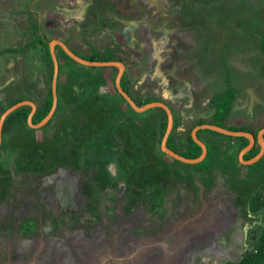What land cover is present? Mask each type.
<instances>
[{
    "label": "rangeland",
    "instance_id": "rangeland-1",
    "mask_svg": "<svg viewBox=\"0 0 264 264\" xmlns=\"http://www.w3.org/2000/svg\"><path fill=\"white\" fill-rule=\"evenodd\" d=\"M3 1L7 4L0 3V104H7L16 98H21L30 100L35 107H39L51 87L52 74H49V64L45 58L43 46L38 42H33L35 33L44 34L47 42H51V38H56L57 34L62 33L61 36L65 41L71 43L67 45L71 50L79 54L90 53L89 48H86L87 46L83 48L80 42L85 41L83 30L77 31L81 39L79 43L71 42V36L68 37L70 31L67 33L65 30L67 18L71 21L78 20L74 18L76 16L73 14L77 13L72 12L73 6H76V9L84 5L95 8L96 5H103L109 0H95L93 3H88L89 0ZM118 1L119 3L112 4V6L122 15L134 14L135 11L132 9L140 6L138 14L140 21V17L145 13L143 9H149L148 12L156 19L157 16H161L158 12L166 10L168 6H164L162 0H159L155 6L152 4L157 0H134V5L128 4L130 0ZM169 2L175 6L174 10L179 5L181 7V12L177 11L179 13L176 16L177 21L170 19L175 25L177 24L176 27H182L185 23L192 24V13L197 12L195 18L201 20L197 25L200 24L204 34L212 38H215L216 34L213 36L205 28L214 31L213 26L217 25L209 21L213 13L221 10L214 5L224 2L228 5L236 3V6L241 4L246 8L251 7V10L239 11V14L234 13L239 16L242 26L246 29L244 32H238L239 30L236 33L233 32L236 40H248L250 43L239 42L235 47V49L249 47L244 53L245 58L233 50L222 52V54L211 52L216 49L209 42L210 46L201 47L198 51V59L208 73L211 69L226 76L234 73L236 78H232L233 81L240 80L247 75V69L250 66L254 71H258L259 64L264 58L258 61L253 56L259 49L257 33L261 32L264 35L263 6L253 16L252 10L259 8L264 0H169ZM230 12L232 11L228 9L229 14ZM96 19L92 22L95 23ZM247 21L249 25L246 24ZM35 24L37 30L34 28ZM214 28L217 30L216 27ZM88 32L86 31V34ZM125 32L123 30V33ZM191 33L190 29L186 32L188 39L192 37ZM195 33L197 36L196 28ZM219 36V41L229 38L228 33L223 35L220 32ZM106 43L109 44L108 41ZM113 43L116 47H121V43H125V38L123 40V37H114ZM112 49L115 52L117 50V48L114 50V47ZM60 51L63 49L60 48ZM59 57L66 59L61 55ZM221 58L226 61V64L217 62V60L221 61ZM64 61L65 63L60 65V73L55 78V88L59 92V104L55 107L50 119L39 128L27 122L26 125H14L5 132L3 139L5 142L2 144V141L0 144V201L4 200L7 204L20 200L19 195L22 196L27 182L23 173L35 170L31 173L36 175L42 167L46 169L50 168L53 163L64 162L81 176L79 193L76 196L78 208L75 213L62 212L54 205L53 198L48 199V207L42 215L43 223L45 222L43 229L46 228L47 223L51 230L58 233H64L65 229L88 228L100 223L98 219L102 217L98 215L104 216L103 213L111 224L118 220L116 211L119 209L124 212L137 210L141 214V221L145 224L142 229L155 233L163 221L187 222L185 226H191L192 224L188 222H191L199 213V209L207 204V194L214 189L216 191L213 196L214 203L226 201L225 207L228 208V205H231L232 207H229L234 209L235 220L237 222L240 220L243 240L237 244L236 248H229L227 252L221 248L224 243L216 248V241H213L211 246L214 250L197 253L190 262H188L186 253L179 254L178 263L223 264L226 261H236L245 252L251 250L253 244L249 236L264 226V206L256 212L249 210L256 193H260L264 198V151L259 161H256L258 163L256 166L249 165L238 157L240 148L235 136L228 137V144L222 143L223 138L220 141L218 137L212 140L215 142V145L211 144L213 152L210 149L212 154L207 158L202 170L190 163L176 160L160 149L161 139L157 132L159 127H155L154 118L147 117L152 113L139 116L135 110L132 112L129 108L127 109L125 104L122 109L119 105L118 100L121 98L118 94L106 96L105 101L103 98L105 95L99 92L107 87V82L104 81V86V78L99 70L93 66L84 68L70 59ZM222 75L217 76L218 80L222 81ZM245 79L246 82L241 80L238 83L241 89L250 84L249 77ZM110 88L112 90L111 81ZM257 91L253 88L248 90L246 98L252 100V96L256 95ZM240 93L244 94L243 90ZM259 99L262 100V97ZM251 105V101L246 100L242 110L255 113L251 116L252 119L248 118L247 123L253 130L255 129L256 133L264 127V105L261 107L259 105V108L256 105H252L251 108ZM171 110L175 111L173 108ZM228 120L227 117L223 119L224 122ZM186 135L185 128L178 132L176 139L185 140ZM199 136L204 139L202 133H199ZM208 138L209 135L206 136V140ZM27 139H30L29 142ZM174 143L182 145L180 141ZM100 144L105 152L100 148ZM207 146H210L209 142ZM110 161L117 166L119 175L115 178L109 175L113 174V164L108 168L110 173L106 174L105 165ZM180 191L185 192L188 198L182 203L183 205H180L183 200ZM86 196L87 199H85ZM31 214L34 215V212L27 213L32 216ZM30 218H33L30 222L26 219H21L16 223L11 220L9 227L0 223V234L9 235L16 228V224H21L20 230L23 235H36L37 233H34L36 219L35 217ZM37 222H40V218ZM228 224L232 225L233 222L229 221ZM226 229L225 227L223 233ZM201 233L197 232L196 235ZM195 238L193 234L192 239ZM45 249L43 251H46ZM61 249L58 245L54 251H58V255L61 256L63 254ZM25 251L26 254L27 251ZM62 259L59 258V261L62 262ZM11 260V257L3 259L0 253V264H15L11 263ZM66 262H71V258L67 257Z\"/></svg>",
    "mask_w": 264,
    "mask_h": 264
},
{
    "label": "crops",
    "instance_id": "crops-1",
    "mask_svg": "<svg viewBox=\"0 0 264 264\" xmlns=\"http://www.w3.org/2000/svg\"><path fill=\"white\" fill-rule=\"evenodd\" d=\"M94 1L95 0H89L88 3H93ZM158 1L159 0L152 5L155 6L158 4ZM3 2L7 4L6 1H0L1 4H3ZM162 2L164 6H168L164 11L158 10L159 15L161 16H157V18L154 19L148 12L149 9H143L145 13L140 17L141 21L138 15L140 13V6L132 9V11H135L134 14L122 15L120 11L112 6V4L119 3L118 0H109L103 5H96L95 8L94 6L84 5L80 9H76L77 7L73 6L72 12L76 11L77 13L73 14L76 16L74 18L78 20L71 21L70 18H67L68 22L65 27L67 33L70 31L68 37L71 36V42L79 43L80 36L77 34V31L79 29L83 30V37L86 41V43L85 41H81L83 48L84 46H87L86 48H89L90 52L92 48L98 50L102 48L107 49L112 52L114 59L119 58L122 64V67L112 64L107 65L102 69V75L106 79L107 87L104 88V90L101 89L99 93L105 95L103 97L105 101L106 96L119 94L114 93L115 91L111 90L110 81H112L111 78L113 75L117 77V75L120 74V76H122L121 82L123 88L135 104L140 106L150 103L156 104L149 105L145 110L135 111L137 112V115L142 116L145 113H152V115L147 117L154 118L155 127L158 128L159 123L163 122V119L167 117L164 107L168 108L171 112L173 123V129L170 135H172L175 142L180 141L181 143L182 140L179 138L176 139V136L178 135V132L183 131L185 128L187 133L189 129L191 133L194 127L199 125L200 121L204 124H215L213 116L214 111L211 108L209 100L214 94L224 90L227 87V82H230L235 90L234 98L231 103V108L226 116L229 120L226 122L223 121V128L228 131H233L234 128L243 127L246 131L253 134L255 129L253 130V128L248 125L247 121L248 118L252 119L251 116L255 115V113H250L251 111L247 113L242 109H244V102L246 100H250L252 105H256L257 108H259V105L260 107L264 105V74H262L259 69L261 64H259L260 67L257 69L260 74L257 73V71H254L252 69L253 67L250 66L247 69V75H244L237 81L232 80V78H236L234 73L233 75L226 76L225 74L222 75L221 73L214 72L212 69L208 73V70L201 68L199 64L198 51L203 47L204 43L201 38L196 36L193 24L185 23L182 27H176L177 24L175 25L170 19L177 21L176 16L179 14L177 11L181 12L180 5L174 10L173 8L175 6L170 4L169 0H162ZM128 4L134 5V0L128 1ZM95 18L97 19L94 23L92 20ZM189 29L192 31V37L188 39L186 37V32ZM123 30L126 32L123 33ZM86 31H89L87 33L89 36H87ZM61 35L62 33L57 34L56 38H51V41L54 42L53 51L56 54L59 69L60 65L64 64L65 61L59 57L60 55L57 56L59 54V48H62L57 41L62 42L65 45H69L68 43H70L66 42ZM113 36L115 38L123 37V40L125 38V43H121V47L118 45V47H116L113 43ZM41 37L46 40V36L42 33ZM91 40L94 41L91 42ZM106 41H108L110 45L107 44ZM245 41L247 44H250L248 40H240V42ZM48 43H50V41H48ZM112 47H114V50L117 48L116 52L113 51ZM248 48L249 47L244 46L243 49L239 48L233 51L236 54H241L245 58L244 53H246ZM211 52L214 51L212 50ZM76 53L83 58L88 57L87 55L89 54L87 52L79 54L77 51ZM79 65L82 67L84 66V68L89 67V65L82 63H79ZM94 68L100 70L99 67ZM254 68L256 67L254 66ZM249 69H252L253 72ZM205 74H209L207 75L209 77ZM218 75L223 76L222 81L218 80ZM246 77H249L250 84L247 86L244 84L246 87L241 89L238 87V83L241 82V80L246 82ZM257 83L259 84L256 88ZM222 84L223 87H221ZM252 88L258 91L256 92V95L252 96L251 100L246 98V95L249 93L248 90H251ZM84 89L86 90L87 88L84 86ZM241 90H243L244 94L240 93ZM119 96L121 100L118 101L121 108L123 109V104H125L127 109H131L124 97H122V95ZM259 97H262V100H260L261 98L259 99ZM171 108L175 109V111L173 112ZM240 122L244 124H237ZM248 128L250 130H248ZM196 132L198 136L199 133L204 135V139L200 136L198 138L206 147L207 142H209L210 146L213 144L215 145V142H212V140L217 139L218 137L220 138V141L223 138L222 143H229L228 137L225 136L227 135L226 133L218 132V134H211L204 128H200ZM207 135H209L208 140H206ZM240 136L243 135H238L236 137ZM4 138L5 133L2 135V141ZM27 140L29 142L30 139ZM4 142L5 141H3L2 144ZM24 142L26 143V140H24ZM176 145L180 146V144ZM24 155H27V153H24Z\"/></svg>",
    "mask_w": 264,
    "mask_h": 264
},
{
    "label": "flooded vegetation",
    "instance_id": "flooded-vegetation-1",
    "mask_svg": "<svg viewBox=\"0 0 264 264\" xmlns=\"http://www.w3.org/2000/svg\"><path fill=\"white\" fill-rule=\"evenodd\" d=\"M93 50H96L99 53L98 57H100L103 52L108 51L103 48L100 50L92 48L91 52L87 55L88 57L93 55ZM71 51L78 55L76 51ZM109 61L121 62L120 60L112 59L101 60L100 62ZM89 66L99 67V72L102 75V69L107 65ZM111 80L112 90L115 91L114 93H119L118 95H121L115 85V75L112 76ZM121 80L122 76H120L119 84L124 90ZM104 81L106 83L105 78L103 80V84ZM56 95L58 105V90L56 91ZM37 108L38 107H36V109ZM131 111L133 112V109ZM227 135L230 137L234 136L229 134ZM161 138L162 137H160V139ZM238 138L239 137L235 136V139L238 140ZM100 148L103 152H105L102 145ZM250 149L251 148H249L244 154H246ZM110 162L105 165L106 174L110 173L108 172V168H110V165L113 164V174L110 173L109 175L115 178L116 175H119L117 166L115 163ZM32 171L34 172L35 170ZM31 172L25 174L23 173L27 182L26 187L23 188L22 196L19 195L20 200L7 204L4 200L0 201V223L3 225L9 227L8 225L12 223L11 220L16 223L21 219H26L27 222H30L31 219H33L30 217H35L36 219V230H34V233H37L36 235H23L20 230L21 224H16V228L9 233V235L0 234V253L3 259H9V257H11V263L89 264L93 261L92 264H100V259L104 256H118L124 253H132L137 248L141 247V249L150 250L153 255L158 254L159 256L163 255L164 257L167 253L171 252L172 262L179 264L177 261V256L179 254L186 253L188 262H190L195 254L203 252L204 250H214L211 246L213 241H216V248L221 247L220 244L224 243V246L221 248L225 249L227 252L229 248H236L237 244L243 240L241 225L239 222L240 220L238 222L235 220L234 209L230 208L232 207L231 205H228V208H226V201L214 203L213 196L216 193L214 189H211V191L207 194V204L199 209V213L196 214L195 218L191 220V222H188V224H192L189 227L185 226L187 225V222H171L169 220L163 221L161 227H159L155 233H150L146 231V229H142L145 224L141 221V214L138 213L137 210L124 212L118 209V211H116L118 213V220L111 224H109L107 217H105V214L103 213L104 216L98 215L102 217L98 219L100 223L96 225L93 224L88 228L78 230L65 229L64 233H58L51 230L50 225L47 223L45 226L46 228L43 229L45 222L43 223L42 215L48 207V199H54V205L59 209V211L67 213H75L77 211L78 202L76 196L79 193L81 176L70 169L69 166L65 165L64 162L53 163L50 168L47 167L46 169L42 167L39 172H36V175H32L33 173ZM73 176L76 177L74 179L76 190L74 191V198L70 205L72 208L70 207L71 210H69L70 208L68 206L66 207L63 205L61 207L59 203L62 201L63 204H65V202L69 199L70 194L68 193L67 197L61 196V198H57L56 186L59 184L58 181H64L68 186L72 182L71 178ZM180 192L183 195V200L180 202V205H183L182 203H184L185 200H188V198L185 192ZM85 199H87V196ZM209 200L211 205L209 204ZM30 211H33L34 215H27ZM38 218H40V222H37ZM229 221H232L233 224H228ZM225 227L227 229L223 233ZM197 232L202 233L200 235H196ZM193 234L196 236L194 240L192 239ZM58 245L61 246V250L63 251L61 256L58 255L59 253L54 251ZM44 248H46V251H43ZM67 257L71 258V262H66ZM59 258L64 259L60 262ZM113 261V259L106 260L103 264H113Z\"/></svg>",
    "mask_w": 264,
    "mask_h": 264
},
{
    "label": "trees",
    "instance_id": "trees-1",
    "mask_svg": "<svg viewBox=\"0 0 264 264\" xmlns=\"http://www.w3.org/2000/svg\"><path fill=\"white\" fill-rule=\"evenodd\" d=\"M221 4H223V6H221ZM235 4L236 3H233L232 5H230V4L228 5L224 2H222V3L220 2L219 5H214V7H218L221 10L218 13H213L214 15L211 16V20H209V21L211 23L214 22V24L217 23V25L213 26L214 31L211 30L210 28H205V29H207L208 32H210V34H212L213 36H214V34H216L215 38L208 37L209 35L204 34V32L200 28V24L197 25L198 22L201 21V20H197L195 18L196 17L195 15L197 14V12L192 13V17H193L192 24H193L194 28H196L197 36H198V38H201L203 41H205V42H203L204 43L203 47L206 48L207 46H210L209 42H211V45L216 49V50H214V52H225L226 53L227 51L236 50L235 47L240 42V40L239 41L236 40V36L234 35V33L237 32V29L239 30L238 32L246 31V29H245V27L242 26V23L240 22L239 16H236L234 13L239 14V11H244V10L248 11L249 9L251 10V7L246 8V7H243L241 4L237 3L238 4L237 6ZM261 7H262V14L264 15V3H263L256 10H252L253 11L252 16L255 14V12L258 13V10ZM225 9H227V11ZM228 9L232 11V12H230V14L228 13ZM248 21L246 22V24L249 25ZM214 27H216L217 30ZM34 28H36V30H37L36 24H35ZM235 28H237V29H235ZM260 31H263V30H260ZM220 32L223 33V35L228 33L229 38L226 39L225 41H223V39L221 41H219V39H220L219 33ZM257 36H259V49H257L258 50L257 54H261V55H255L254 58H256L258 61L259 60L261 61V59L264 58V35L261 34V32H258ZM212 39L214 40V43H213ZM33 42H38L43 46L44 55H45V58L49 64V74L51 75L53 68H52V61H51V57L49 54L47 41L45 39H43L40 34L35 33V37L33 39ZM218 42H221L220 44H222V45L218 44ZM31 44H33V43L31 42ZM222 46H224V48ZM223 49H224V51H223ZM92 53H93V55L91 54L92 56L84 57V59L98 60V61L110 60V59L120 60L119 58L114 59V56H113L112 52H110V51L103 52L100 57H98L99 53L96 50H93ZM59 54L68 60L70 59L69 56L64 53V51H60V48H59ZM216 55H214V57ZM217 62H220L222 64H226V61H224L222 58H221V61L217 60ZM199 64H200L201 68H205V67H203V64L200 61H199ZM260 64H261L260 65L261 67L259 66L260 67L259 69L261 70V73L264 74V59ZM250 71H252V69H250ZM257 73L260 74L259 71H257ZM205 75L207 76L209 74H205ZM207 77H209V76H207ZM226 81H227V79H226ZM234 91L235 90H234L233 86L230 84V82H227V87L224 90H222L221 92L214 94L209 100V102L211 104V108L214 111L213 116H214L215 124L217 126L223 127L222 121L227 116V114L231 108V103H232V100L234 98ZM20 100H22V99L16 98V99L12 100L11 102H8L7 104H0V114L7 107H9L10 105H12V104H14ZM51 104H52V95H51V90L49 88L46 95L44 96V100L42 102V105L39 106L36 109V111L34 112V114L32 115V119H31L32 123H37L38 121H40L48 113V111L51 107ZM30 110H31L30 106L23 105V106L16 108L15 110H13L11 113H9L3 121L2 134L5 133L6 131H8V129H10L14 125H23V124L26 125L27 115L29 114ZM166 120L167 119L165 117L163 119V122L159 123V128H158L159 137H162V135L164 134V131L166 129ZM202 123L203 122L200 121V124H202ZM243 130H245V128L239 127V128H234L233 131H243ZM206 131L210 132L211 134H218V132H216L214 130L206 129ZM253 134H255V131L253 132ZM225 136L230 137L228 135H225ZM238 140H239V147L245 146L248 142L247 138L243 137V136H240L238 138ZM174 142L175 141H174L172 135H169L167 137V141H166L167 147L173 149L175 152H177L178 154H180L183 157L196 158L201 153L200 146L189 135L187 136V138L185 140H182V142H181L182 145H180V146H177ZM210 149H211V151L213 150L212 146H207V153H206L205 157L200 162L193 164L194 167L202 170V167L204 165H206L207 158H209L212 154ZM258 150H259V147H258V145L255 144L244 155L243 158L244 159L251 158L252 156H254L258 152ZM257 162H254V163L249 164V165H255L256 166L258 164ZM261 206H264V198L261 197L260 193H256L254 195L253 202H251V204L249 206V210L251 212H256L257 210H259L261 208ZM249 239L252 240V244H253V247L251 250L245 252L238 260L226 261L223 264H264V226L261 229H259L258 231H256L255 233H253L252 236H249Z\"/></svg>",
    "mask_w": 264,
    "mask_h": 264
},
{
    "label": "water",
    "instance_id": "water-1",
    "mask_svg": "<svg viewBox=\"0 0 264 264\" xmlns=\"http://www.w3.org/2000/svg\"><path fill=\"white\" fill-rule=\"evenodd\" d=\"M56 41V40H54ZM53 42V41H51ZM50 43H48V48H49V52H50V57L53 63V71H52V83H51V91H52V104L51 107L48 111V113L37 123L32 124L31 123V116L34 113L36 107L35 104L30 101V100H20L12 105H10L9 107H7L1 114H0V143H1V139H2V126H3V121L5 119V117L11 113L13 110H15L16 108L23 106V105H28L30 106V112L27 115V122H29L30 124H32L34 127H41L43 126L51 117V115L53 114V111L55 110L56 107V89H55V78L57 75V71H58V66H57V58L55 56V53L53 51V46ZM59 45L62 47L63 51L72 59H74L76 62L78 63H82V64H86V65H118L119 67H122L121 62H115V61H109V62H100V61H90V60H86L83 59L82 57L76 55L75 53H73L64 43L59 42ZM121 70V69H120ZM119 80H120V74L117 75L116 77V81H115V85L118 89V91L121 93L122 97H124V99L127 101V103L130 105V107L132 109H134L135 111H142L147 109V107L149 105H156V104H145L143 106H137L134 101L130 98V96L121 88L120 84H119ZM165 112H166V116H167V124H166V129L165 132L161 138V146L160 149L168 156L183 161V162H187V163H196L198 161H201L205 155H206V146L204 145V143H202L195 135V132L200 129V128H206V129H211L220 133H226L229 135H234V136H238V135H243L244 137L247 138L248 142L247 144L241 148V150L239 151L238 157L242 162L248 163V164H252L254 162H256L261 155L263 154L264 151V141L263 143L260 142V139L264 140V127L261 128L260 130L257 131L256 135L251 134L250 132H245V131H228L226 129H224L223 127L220 126H216V125H211V124H201L198 125L196 127H194V129L191 131V137L193 138V140L200 146L201 148V153L199 156H197L196 158H186L181 156L180 154L176 153L174 150H172L171 148L167 147L166 145V140H167V136L169 135L170 129L172 127V115L171 112L168 108H165ZM194 133V135H193ZM254 143H257L259 145V150L258 152L252 156L251 158L248 159H243L242 155L249 149L252 147V145ZM76 177L73 176L71 178V183L67 186L65 184L64 181H58L59 184H57L56 186V195L57 198H61V196L67 197L68 193L70 194L69 199L67 200V202H65V204H63L62 201H60V205L61 207L64 206H68L69 208L71 207V203L73 201L74 198V191L76 190V185H75V179ZM74 180V181H73ZM64 207V208H66ZM72 208V207H71ZM71 208L69 210H71ZM58 252V251H57ZM59 253V252H58ZM172 253H167L166 256L164 257L163 255L159 256L158 254L153 255L150 250H144L141 249V247L137 248L134 252L132 253H124V254H120L118 256H114V255H109V256H104L103 258L100 259V264H103L104 261L106 260H110L113 259V264H175L172 261ZM93 262V261H92ZM92 262H90L89 264H92ZM95 264V263H94ZM108 264V263H106Z\"/></svg>",
    "mask_w": 264,
    "mask_h": 264
},
{
    "label": "clouds",
    "instance_id": "clouds-1",
    "mask_svg": "<svg viewBox=\"0 0 264 264\" xmlns=\"http://www.w3.org/2000/svg\"><path fill=\"white\" fill-rule=\"evenodd\" d=\"M47 43H48V42H47ZM66 46H67V45H66ZM68 48H69V47H68ZM48 49H49V48H48ZM69 49H70V48H69ZM64 53H65V52H64ZM65 54H66V53H65ZM66 55H67V54H66ZM55 56H56V54H55ZM57 56H58V55H57ZM69 58H70L72 61H75V60H73L71 57H69ZM64 60H65V59H64ZM51 61H52V60H51ZM75 62H76V61H75ZM77 63H78V62H77ZM52 65H53V63H52ZM57 66H58V63H57ZM59 72H60V69L58 68L57 75H58ZM57 75H56V77H57ZM55 89H56V88H55ZM50 90H51V87H50ZM56 96H57V95H56ZM56 101H57V97H56ZM136 105H137V104H136ZM56 106H57V103H56ZM137 106H140V105H137ZM35 111H36V109H35ZM35 111H34V112H35ZM33 114H34V113H33ZM33 114H32V115H33ZM31 119H32V116H31ZM166 119H167V117H166ZM26 123H27V119H26ZM28 123H29V122H28ZM28 123H27V124H28ZM31 123H32V121H31ZM32 124H34V123H32ZM166 124H167V120H166ZM202 124H204V123H202ZM172 125H173V123H172ZM199 125H201V124L199 123ZM211 125H212V124H211ZM214 125H215V124H214ZM27 126H28V125H27ZM197 126H198V125H197ZM216 126H217V125H216ZM41 127H42V126H41ZM38 128H39V127H38ZM172 129H173V126H172L171 129H170L169 135L172 133V132H171ZM201 129H202V128H201ZM204 129L206 130V128H204ZM209 130H211V129H209ZM259 130H260V129H259ZM164 132H165V131H164ZM245 132H248V131H245ZM196 133H197V132H195V135H196V137L198 138V135H197ZM256 133H257V132H256ZM256 133L253 134V135H256ZM251 134H252V133H251ZM2 135H3V134H2ZM169 135H168V136H169ZM188 135L191 137L190 129H189V131H188V133H187V135H186V138H187ZM168 136H167V137H168ZM243 137H244V136H243ZM186 138H185V139H186ZM191 138H192V137H191ZM192 139H193V138H192ZM198 139H199V138H198ZM199 140H200V139H199ZM166 141H167V140H166ZM200 141H201V140H200ZM1 142H2V139H1ZM0 144H1V143H0ZM255 144L258 145L257 143H254V144L252 145V147H253ZM252 147H251V148H252ZM258 147H259V145H258ZM239 148H240V150H241V148H243V147H239ZM172 150H173V149H172ZM206 150H207V147H206ZM240 150H239V151H240ZM176 153H177V152H176ZM206 153H207V152H206ZM238 153H239V152H238ZM244 155H245V154L242 155V158H243ZM243 159H244V158H243ZM176 160H177V159H176ZM202 160H203V159H202ZM245 160H246V159H245ZM192 165H193V164H192Z\"/></svg>",
    "mask_w": 264,
    "mask_h": 264
},
{
    "label": "bare ground",
    "instance_id": "bare-ground-1",
    "mask_svg": "<svg viewBox=\"0 0 264 264\" xmlns=\"http://www.w3.org/2000/svg\"><path fill=\"white\" fill-rule=\"evenodd\" d=\"M51 44L53 45L54 44V42H51ZM261 141L260 142H262V139H260ZM263 143V142H262Z\"/></svg>",
    "mask_w": 264,
    "mask_h": 264
}]
</instances>
